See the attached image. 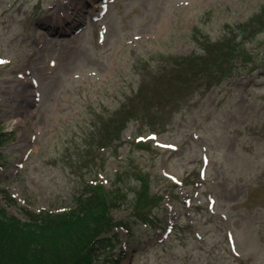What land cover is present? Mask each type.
I'll return each instance as SVG.
<instances>
[{
    "label": "rangeland",
    "instance_id": "374dc122",
    "mask_svg": "<svg viewBox=\"0 0 264 264\" xmlns=\"http://www.w3.org/2000/svg\"><path fill=\"white\" fill-rule=\"evenodd\" d=\"M0 132L9 215L122 180L99 264H264V0H0Z\"/></svg>",
    "mask_w": 264,
    "mask_h": 264
},
{
    "label": "trees",
    "instance_id": "16d2710c",
    "mask_svg": "<svg viewBox=\"0 0 264 264\" xmlns=\"http://www.w3.org/2000/svg\"><path fill=\"white\" fill-rule=\"evenodd\" d=\"M245 32L244 28L237 26L222 40L214 43L213 48L216 47L219 54L215 64L221 77L228 74V70L221 66L230 63V60H226L227 57L239 55L243 58L244 54H247L241 45ZM188 58L190 57L184 58L181 62L188 61ZM196 66L198 65L194 67ZM167 70L165 68L164 72ZM133 100L130 99V102ZM131 107V103H124L115 114L123 108L125 111L119 114H122L126 121L131 117L139 118L130 111ZM4 134L0 132V144L6 139ZM2 157L3 153L0 151V167H3ZM120 183L121 179L115 182L117 187L108 188L110 197L103 195L97 186L83 187L76 195V208L69 212L35 210L23 206L21 218L9 215L7 208L0 207V264H99L98 259L107 257L103 253L112 236L116 235L115 228L121 225L112 215L113 210L121 204ZM5 195L8 205H18L13 196H9L7 192ZM57 229L68 234L57 241V244L49 242L47 240L49 233L45 230Z\"/></svg>",
    "mask_w": 264,
    "mask_h": 264
}]
</instances>
